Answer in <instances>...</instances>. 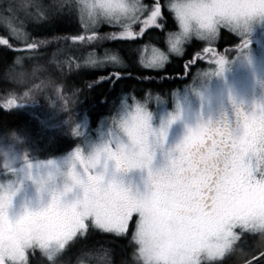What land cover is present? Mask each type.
I'll return each mask as SVG.
<instances>
[{
    "label": "snow or ice",
    "instance_id": "snow-or-ice-1",
    "mask_svg": "<svg viewBox=\"0 0 264 264\" xmlns=\"http://www.w3.org/2000/svg\"><path fill=\"white\" fill-rule=\"evenodd\" d=\"M164 7L159 0L150 5L143 0H54L50 5L11 0L0 11V27L6 33L0 36V45L12 49L15 41L29 50L38 48L26 24L47 25L65 10L78 15L90 33L73 36V41L133 39L146 28L165 26ZM167 7L179 30L166 35L167 52L152 47L140 53L145 68H163L169 53L182 55L193 35L211 43L221 27L243 33L252 20L264 18V0H171ZM100 23L120 31L101 35L96 31ZM239 47H247V42ZM90 57L84 66L123 65L115 51ZM199 58L197 52L184 65L186 75ZM212 62L215 71L201 76L223 73L225 56L214 54ZM122 75L115 71L101 81L115 83ZM25 98H30L29 92L21 97ZM15 104L8 99L3 107ZM178 118L177 106L166 122L153 127L147 101L121 99L107 120L103 141L86 156L79 147L73 150L68 182L52 194L46 207H25L22 214L12 216L15 189L0 186V264H28L26 253L36 250L48 264H68L66 254L92 230L118 237L131 230L129 244L136 264H224L245 235L264 237V104L254 103L248 110L236 106L232 119L198 122L163 150L167 127ZM26 166L32 167L27 162ZM82 255L90 257L86 250ZM247 255L250 259L243 264H264V251ZM77 264L89 262L80 259Z\"/></svg>",
    "mask_w": 264,
    "mask_h": 264
},
{
    "label": "trees",
    "instance_id": "trees-1",
    "mask_svg": "<svg viewBox=\"0 0 264 264\" xmlns=\"http://www.w3.org/2000/svg\"><path fill=\"white\" fill-rule=\"evenodd\" d=\"M143 2L149 4L151 0H143ZM166 14L168 21L165 22V29L172 31L176 29L173 17L167 11ZM26 27L31 40L39 44V47L33 51L35 54L69 48L66 50L65 59L70 63V71L68 73L67 69L63 72L53 68L49 71L50 73L39 74L38 77L33 78L25 72L28 58L19 64L16 63L17 57L29 50L20 48L15 41L12 42V49L0 45V131L8 132L4 141L0 142V149L10 147L14 153L20 154L19 157L24 159H46L76 146L77 141H81V136L92 130L93 121L96 118L112 115L115 104L110 107L107 99L112 93L131 91L134 92L137 100L144 103L149 89L160 96H165L170 89L180 84L177 80L162 81L161 84L144 82L142 79L146 71L136 66V56L133 55V52L135 54L143 42L120 43L118 46L121 55L125 60V65L129 67L127 72L131 75L119 80L108 92L107 85L95 86L93 81L98 76L99 67H86L82 62L90 53L117 50L115 43H110V39L99 41V45H97L98 42L73 41V36H87L90 33H86L82 28L79 16L69 15L67 10L47 25L30 24ZM96 31L101 35L111 32L105 27ZM155 34L159 35L157 32ZM0 36H6L3 27H0ZM41 41H47V43H40ZM216 43L221 47L234 45L237 43V36L221 28ZM198 45L200 44L196 39L185 44V56L192 50H196ZM166 71L180 73V60L168 65ZM56 88H59L57 99L65 101L69 99L70 101L69 110L67 109L66 112H63V106L57 104L54 93ZM22 91L29 92L30 98L21 99ZM8 99H13L16 104L10 109H5L3 105ZM26 99L34 100L35 103L28 105ZM50 99L54 100L57 106H52L47 102ZM81 119L86 121L85 127L87 128L79 132L77 124ZM52 124L55 126H47ZM130 240L129 234L118 237L112 233L92 230L86 240L77 242L73 246L65 259L68 264H76L80 259L88 261L89 264H125V262L136 264L133 260V247L129 244ZM257 249L264 251V237L245 235L238 250L229 256L224 264H243L246 258L250 259L247 253ZM83 250L88 251L90 257L83 256ZM100 257L104 258L100 259ZM27 262L28 264H48L39 250L29 251Z\"/></svg>",
    "mask_w": 264,
    "mask_h": 264
},
{
    "label": "rangeland",
    "instance_id": "rangeland-1",
    "mask_svg": "<svg viewBox=\"0 0 264 264\" xmlns=\"http://www.w3.org/2000/svg\"><path fill=\"white\" fill-rule=\"evenodd\" d=\"M10 2L11 0H0V11H2ZM42 2L46 5H50L54 2V0H42ZM163 2L165 3V8L169 11L167 4L170 3L171 0H163ZM53 19H55V17ZM30 24L32 25L33 23L29 22L26 25ZM175 24L176 29L172 32L179 30L176 21ZM101 27L108 29H119L117 26L107 23H100L96 30L100 29ZM221 28L230 31L228 28ZM111 32L116 33L113 30ZM218 34L219 31L211 43L200 40L193 36L188 42H186V44L192 39H196L198 43L204 48L207 46L210 49H214V46L217 44L216 42L218 40ZM233 34L237 36V43L238 39L241 40V42L246 41L247 47L241 49L239 47L238 53L234 54L232 61L225 59L224 71L221 75L211 74L201 76L200 73L202 72H214L215 64L213 63L210 67L205 68L199 66L193 77L188 82L184 83L182 88L176 91L175 95L171 97V106L167 105V103L161 99L155 100L153 104L148 103L147 108L152 115L153 127H158L162 120L166 122L169 114H175L177 111V106L179 108V118L175 119L167 127L163 150H167V148L178 143L183 138V136L186 135L187 129L194 127L198 121L216 122L215 111L217 108L221 106L224 107V103L232 101L233 98L236 100H241L246 88L252 83L255 72L254 65L255 62L258 61V58H255L256 55H254V52H264V18L252 20L247 31ZM248 39L250 41H248ZM99 43L100 42L98 41L97 45H99ZM19 45L20 48L29 50L26 49L22 44ZM68 49L69 48H62L61 50H53L51 52H41L37 54L33 53L34 50H29V52L31 51L30 53H22L18 57L20 62L25 58H28L26 62L27 70L25 72H28V76L35 78L38 77L39 74L45 75V73H50L49 71L53 68H55V70L64 72L65 67L68 66V63L65 62V60H67L65 59L66 50ZM145 49L150 50L151 47L141 49L140 53L145 51ZM200 51H203V48ZM90 54L103 55L104 52ZM90 54L87 55L84 60L91 58ZM259 54L260 53H258V56ZM260 59L264 60V53L260 55ZM30 89L31 87L29 90ZM24 93L25 91H22L20 96L23 97ZM54 93L57 104L59 106H63V112H66L67 110H65L64 101L57 99L59 88H56ZM26 100L28 101L26 102L28 105L35 103V101L31 99ZM120 101L118 102L116 108L119 107ZM47 102L51 103L52 106H57L54 100L50 99L49 101L47 100ZM112 115L100 118L96 123V126H94L91 131L86 132L81 136V141H77L75 144L76 146L62 154L50 158L28 160L24 159L23 157H19L21 155L14 153L12 148L2 147L0 149V162H2V164H0V186L10 185L12 189H15V195L12 199L9 214L14 216L20 213L25 207L31 209L38 202H44L46 200V194L37 192V186L33 182L37 174L44 175L45 171H47V169L38 168V164L41 162L52 161L57 170L63 171L66 167V161L69 159L75 148L79 147L81 149L82 155H88L93 150V148L98 146L105 138L104 134L106 132L107 120ZM21 117L23 118V116ZM85 123L86 121L84 119L79 120V123L77 124V130L79 132L85 130ZM47 126L54 127L55 125L52 124ZM12 134H14V132ZM7 135L8 132L0 131L1 143L4 141ZM160 159V154L157 153V163L160 162ZM26 162L27 164L32 165L30 169L26 166ZM29 174L32 177L31 179H29ZM57 181L59 182V176H57ZM69 195L71 196V194ZM126 234H129V237L131 238V230Z\"/></svg>",
    "mask_w": 264,
    "mask_h": 264
},
{
    "label": "flooded vegetation",
    "instance_id": "flooded-vegetation-1",
    "mask_svg": "<svg viewBox=\"0 0 264 264\" xmlns=\"http://www.w3.org/2000/svg\"><path fill=\"white\" fill-rule=\"evenodd\" d=\"M152 2L154 3V2H156V0H152ZM159 3H161L162 5H165L163 0H159ZM166 11L167 10L164 7L162 9V16H164V18H165L164 25H165V22L168 21ZM173 22H174V20H173ZM134 27H135V30L137 32H139V27L138 26H134ZM175 27H176V24H175ZM174 30H172V31H174ZM119 31L120 30H116L115 32L118 33ZM172 31H167L165 29V26L162 29L156 28L155 26H152V27L146 28L144 33L136 36L133 39H122L119 37H117L115 39H110V43H112V42L115 43V47L117 48V50L111 49L110 51H115L120 56L121 60L123 61V65L119 66V67H114L112 65L99 67L98 76L93 79L95 86H97V85L100 86V85L105 84V85H107V91L108 92L111 91L117 82L114 83L112 80H107V79L101 81V77H108L111 73H113L115 71H119L123 74L121 79L128 78V76L131 75L129 72H127V70H129V67H127V65H125L126 63H125L124 58L121 55V50H120L118 44H120V43H131V42H137V43L143 42L141 44V46L137 49L135 54L133 52L134 57L136 56V58H135L136 66H139V68H142L144 71H146V75L143 77L142 80L146 83L154 82V83H159V84H161L162 81L171 82L173 80H177L180 83L179 85H176L172 89H170L168 91V94L165 96H160V95L156 94L153 90L149 89L147 91V96L145 98L147 101V105H148V103L153 104V102H155V100H157V99H161L164 102H166L167 105L171 106L172 105L171 104V97L173 96V92H176L179 89H181L182 85L184 83L188 82L193 77L195 72L198 70L199 66H201L203 68L210 67L213 64L212 58H213L214 54L216 56H220V55L226 56L225 59L232 61L234 58V54L238 53V48H239V45L241 44V42H239L238 44L229 45V46L227 45V46H223V47L215 45L214 49H212V51H210L208 53H205L204 51H200L202 48L204 49V47L202 45H198L196 50H192L186 56L184 54V51H183L182 55H180V56L169 53V60L165 63L163 68L152 69V68L143 67L141 62H140L141 61V55H140L141 49L146 48V47H151V48L155 47V48H159L161 51L167 52L168 45H167L165 39H166V35ZM155 32H157L159 35H156ZM248 41H250V40L248 39ZM184 48H185V45H184ZM197 52H199L200 58L196 59L194 61L193 66L191 67L190 74L186 75L185 72L183 71L184 65L186 63H188L190 59L195 57ZM258 53H260L259 56H258ZM263 53L264 52H257V51L254 52V55H256L255 58H258V61L255 62V65H254L255 66V72H254L253 81L250 84V86L246 88L241 100H236L233 98L232 101L225 102L224 107H222V106L218 107L217 110L215 111V120L216 121H219L222 118H229V119L234 118V108L236 106H239L242 110H248L252 107V105L254 103L264 104V60H261L262 58L260 59V55ZM176 60H180V62H181L180 73H177V72L175 73V72H171V71L168 73L166 71V67L168 65L172 64L173 62H175ZM108 97H109V98H107L109 100L108 105H110V107H112L113 104H115V106L113 107V113L116 110L118 102L121 99H123L129 103L132 102L133 99L140 102L139 100H137L134 92H131V91H127L126 93H124V92L112 93V94L108 95ZM115 101H116V103H114ZM69 103H70L69 99L64 101L65 110H67V109L69 110ZM99 119L96 118L93 121V126H96V123L99 121ZM198 122H202V121H198ZM158 153H159V151H158ZM131 223L132 222H130V224Z\"/></svg>",
    "mask_w": 264,
    "mask_h": 264
},
{
    "label": "clouds",
    "instance_id": "clouds-1",
    "mask_svg": "<svg viewBox=\"0 0 264 264\" xmlns=\"http://www.w3.org/2000/svg\"><path fill=\"white\" fill-rule=\"evenodd\" d=\"M193 36H195V35H193ZM49 162H51V163H49ZM73 165H74V162H72L70 160V157L66 161V167L64 168L63 171L57 170L52 161L41 162L40 164L37 165L38 168L47 169V171H45L44 175L37 174L34 181H33L37 186V192L46 194V200L44 202H38L30 210H38L40 208L47 206L52 194L60 191L62 189L64 183L68 182L67 181V172H68L69 167H71ZM76 167L78 168V165H76ZM57 176H59V182L57 181ZM41 182H42V184H41ZM38 189H39V191H38ZM9 191H11V189H9ZM68 199L71 200L72 197L69 196ZM23 210L18 214H22Z\"/></svg>",
    "mask_w": 264,
    "mask_h": 264
}]
</instances>
